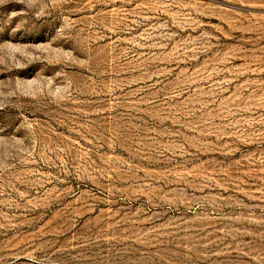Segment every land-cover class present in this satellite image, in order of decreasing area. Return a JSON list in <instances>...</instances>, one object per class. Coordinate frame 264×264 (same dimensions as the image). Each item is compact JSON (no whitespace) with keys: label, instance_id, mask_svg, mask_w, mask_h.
Here are the masks:
<instances>
[{"label":"rangeland","instance_id":"obj_1","mask_svg":"<svg viewBox=\"0 0 264 264\" xmlns=\"http://www.w3.org/2000/svg\"><path fill=\"white\" fill-rule=\"evenodd\" d=\"M0 264H264V0H0Z\"/></svg>","mask_w":264,"mask_h":264}]
</instances>
